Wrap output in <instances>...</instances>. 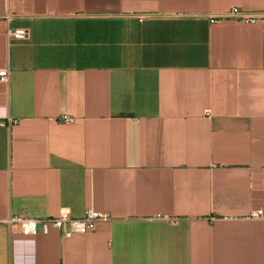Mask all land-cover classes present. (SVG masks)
Instances as JSON below:
<instances>
[{"label": "crops", "instance_id": "0c3cea01", "mask_svg": "<svg viewBox=\"0 0 264 264\" xmlns=\"http://www.w3.org/2000/svg\"><path fill=\"white\" fill-rule=\"evenodd\" d=\"M235 7L264 0H0V264H264V22L211 21ZM62 208L110 218L7 222Z\"/></svg>", "mask_w": 264, "mask_h": 264}, {"label": "built area", "instance_id": "2783aa9c", "mask_svg": "<svg viewBox=\"0 0 264 264\" xmlns=\"http://www.w3.org/2000/svg\"><path fill=\"white\" fill-rule=\"evenodd\" d=\"M219 19H234L244 22H264V13H251L241 10L240 8H232L226 14L217 17H211V21L215 22ZM10 37L22 39L28 35L25 28L9 29ZM9 77V69H0V78L7 79ZM67 120V119H66ZM262 214V212H258ZM110 216L103 214L94 209H89L79 218L71 216L67 209L62 208L58 215L47 217L44 219L32 218L27 216H12L7 219L8 224L18 225L23 234H37L39 226L42 224V231L47 232L49 228L59 230L66 238L72 237L77 233H87L96 229L97 223L101 220H108Z\"/></svg>", "mask_w": 264, "mask_h": 264}]
</instances>
